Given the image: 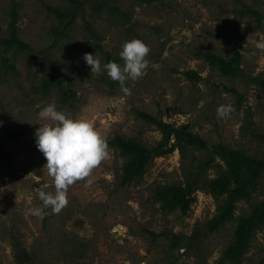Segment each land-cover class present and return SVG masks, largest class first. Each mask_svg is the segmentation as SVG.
I'll return each instance as SVG.
<instances>
[{
    "label": "rangeland",
    "instance_id": "obj_1",
    "mask_svg": "<svg viewBox=\"0 0 264 264\" xmlns=\"http://www.w3.org/2000/svg\"><path fill=\"white\" fill-rule=\"evenodd\" d=\"M13 12L27 50L3 43ZM133 38L150 52L144 74L125 81L129 94L106 72H90L83 57L122 65L121 46ZM260 43L264 0H0V264H264V210L256 214L264 171L251 197L215 229L217 200L197 183L227 171L214 145L263 155ZM235 52L232 75L204 57ZM52 70L57 85H50ZM50 103L91 122L109 155L68 188L59 213L46 208L41 220L28 210L42 206L40 191H55L34 135L47 123L38 112ZM221 106L231 111L220 116ZM138 113L198 135L209 151L188 148L182 158L174 149L125 181L128 158L109 142L121 137L150 148L162 139Z\"/></svg>",
    "mask_w": 264,
    "mask_h": 264
},
{
    "label": "clouds",
    "instance_id": "obj_2",
    "mask_svg": "<svg viewBox=\"0 0 264 264\" xmlns=\"http://www.w3.org/2000/svg\"><path fill=\"white\" fill-rule=\"evenodd\" d=\"M264 49V43L257 45ZM149 47L140 39L125 41L119 52L124 63L108 61L101 64L93 54H85V62L91 66L90 72H106L107 76L118 82L125 93L130 89L125 87V81H135L141 77L149 65L146 56ZM231 111L230 107L218 108V115L223 116ZM38 117L47 123L39 125L35 130L36 148L43 154L48 175L52 178L55 189L51 192L40 191L39 199L42 206L30 208L29 214L41 220L46 215L45 209L51 207L53 213H59L68 203L67 190L79 180L88 177L108 155V143L104 136L87 119L72 118L57 110L55 103L44 106Z\"/></svg>",
    "mask_w": 264,
    "mask_h": 264
},
{
    "label": "trees",
    "instance_id": "obj_3",
    "mask_svg": "<svg viewBox=\"0 0 264 264\" xmlns=\"http://www.w3.org/2000/svg\"><path fill=\"white\" fill-rule=\"evenodd\" d=\"M54 12L58 16H63L57 10ZM250 14L257 22H263V17L260 13L250 11ZM8 29L9 36L3 40V43L7 46H17L19 49L27 50L28 46L17 35L16 15L14 12L11 15ZM204 57L206 61L215 66L224 75L234 74L239 66L240 58L236 52L234 56L227 59L209 53L204 54ZM52 74L54 79L50 80V85H57L58 83L54 82L57 79V75L53 70ZM189 75H193V72H189ZM138 115L156 125L160 130L162 139L150 148H146L134 140L123 139L121 137H115L109 142L110 146L118 149L121 154L128 158L125 169V181H129L135 175L141 176L152 158L171 153L174 149L178 150L182 158L187 154L188 148L203 152L209 151L207 142L198 135L184 129H173L169 124L156 120L147 114L138 113ZM171 137H173V143H170ZM211 149L223 159L227 171L216 180L209 182L199 180L197 183L201 188L208 187V190L217 200V215L210 223L212 229H215L217 225L215 222L219 221L218 223H220L231 216L236 203L240 200H248L253 190L258 186L262 172L264 171V152L260 159H256L220 144L212 146ZM186 176L188 179H193L192 173L190 174L187 170ZM164 190L171 192L174 188H163ZM261 208L262 210L256 212L259 216L263 213L264 202ZM243 229L244 225H240V230L237 234L238 243H236L239 249L244 247Z\"/></svg>",
    "mask_w": 264,
    "mask_h": 264
}]
</instances>
